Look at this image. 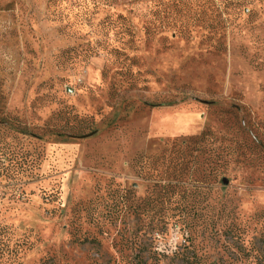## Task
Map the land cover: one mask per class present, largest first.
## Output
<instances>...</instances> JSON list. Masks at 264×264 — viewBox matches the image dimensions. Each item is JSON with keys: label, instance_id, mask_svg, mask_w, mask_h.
I'll return each mask as SVG.
<instances>
[{"label": "rangeland", "instance_id": "obj_1", "mask_svg": "<svg viewBox=\"0 0 264 264\" xmlns=\"http://www.w3.org/2000/svg\"><path fill=\"white\" fill-rule=\"evenodd\" d=\"M180 1L0 0V114L44 139L29 201H0L29 248L13 264H264V0ZM119 14L132 37L101 33ZM204 132L229 170L198 226L153 241L114 219L150 186L139 157Z\"/></svg>", "mask_w": 264, "mask_h": 264}, {"label": "trees", "instance_id": "obj_2", "mask_svg": "<svg viewBox=\"0 0 264 264\" xmlns=\"http://www.w3.org/2000/svg\"><path fill=\"white\" fill-rule=\"evenodd\" d=\"M212 1L219 2V8L229 2L234 7L243 4V0H199L202 7ZM189 4L190 0H185L178 6L188 7ZM147 17L153 29L159 28V11L151 10ZM101 33L105 36L114 33L125 39L132 37L133 27L127 17L110 15L101 23ZM34 140L44 139L16 118L0 114V201L27 203L33 194L34 191L29 189L39 177L42 158V150L35 146ZM213 144L212 135L204 132L198 137L174 143L157 156L139 157L135 162L139 176L150 186L143 197H137L133 191H127L124 196L117 195L115 206L119 209L114 219H121L125 225L127 220L133 219L137 230L151 236L153 241L156 236L165 234V229L171 225L198 226L200 222L195 221L194 216L206 201L211 180L212 187L221 179L226 181L229 170L227 161L216 155ZM127 230L125 227L123 241ZM139 244V241L128 239L126 248H138ZM26 248L29 249L27 243L16 239L11 227L0 225V260L13 264Z\"/></svg>", "mask_w": 264, "mask_h": 264}]
</instances>
